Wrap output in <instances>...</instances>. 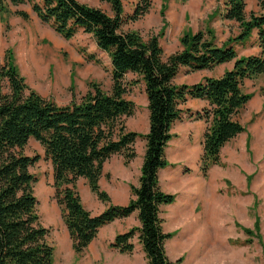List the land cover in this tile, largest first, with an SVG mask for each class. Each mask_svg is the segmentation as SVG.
<instances>
[{
  "label": "trees",
  "instance_id": "1",
  "mask_svg": "<svg viewBox=\"0 0 264 264\" xmlns=\"http://www.w3.org/2000/svg\"><path fill=\"white\" fill-rule=\"evenodd\" d=\"M101 1L110 6L111 14L78 0H0L2 13L7 12L8 3L30 5L41 23L65 40L81 31L91 35L98 50L110 58L113 81L109 92L90 83L80 100L73 93L71 103L60 106L28 86L12 50L4 63L0 61V264H54L55 247L48 242L50 229L41 222L37 180L30 171L40 159L22 153L32 139L42 145L53 165L54 199L78 257L85 255L101 228L138 213L140 227L118 234L110 248L132 255L138 238L147 264H180L181 258L172 262L166 255L165 244L174 233L163 231L160 217L162 206L175 202V195L164 192L159 181V171L173 167L165 158L174 137L170 129L184 117L206 124L199 167L203 177L220 165L224 145L245 131L236 116L252 98L242 92L244 80L264 74V0H256L261 12L248 18L245 0H224L220 17L238 23L239 34L218 46L210 28L184 32L179 39L181 49L165 60L159 45L162 33L145 41L138 31L124 29L148 14L149 0H137L132 14H126L125 0ZM19 15L28 19L25 12ZM254 32L258 54L238 57L235 45L244 46ZM85 57L101 64L95 54ZM229 62L233 67L219 78H205L194 85L173 82L181 69L192 74ZM129 74L136 75L130 85H145L146 135L126 128L125 119L136 111L135 103L126 98ZM188 99L205 101L207 106L193 114L180 108ZM139 139L146 141L139 185L131 186L133 198L128 205H115L100 186L104 165L114 155H122L129 165L137 156ZM80 178L87 179L92 193L106 204L103 213L93 215L84 207L77 190ZM243 231L252 234L249 229Z\"/></svg>",
  "mask_w": 264,
  "mask_h": 264
},
{
  "label": "rangeland",
  "instance_id": "2",
  "mask_svg": "<svg viewBox=\"0 0 264 264\" xmlns=\"http://www.w3.org/2000/svg\"><path fill=\"white\" fill-rule=\"evenodd\" d=\"M78 1L102 6L110 13L100 0ZM149 1L148 14L124 28L138 31L145 41L159 33H162L161 39L168 29L170 32L181 25L187 27L195 23L203 27L201 31L212 30L211 23L219 20L224 10V0ZM126 3L127 8L133 4L130 0ZM245 3L247 14L259 13L256 0H245ZM19 12L27 13L28 19L21 17ZM228 28L231 35L224 37ZM221 31L215 42L222 46L235 35L236 25L221 26ZM184 32L187 31L182 34ZM248 43L246 41L245 45ZM9 50L13 51L28 86L60 106L70 104L73 93L80 100L89 91L90 83L98 84L107 92L113 86L110 58L98 50L91 35L81 31L73 39L65 40L50 26L41 23L28 4L13 6L8 3L7 12L0 11L2 63ZM239 52L242 54L238 57H246L257 55L259 50L252 43ZM85 54H95L101 64L89 62ZM61 67L62 76L57 79ZM135 78L134 74L126 76L128 94L134 87H142L141 84L130 85ZM175 81L192 84L195 79L177 77ZM242 92L252 95L236 116L245 131L222 148L220 165L212 167L206 177L199 172L202 134L206 130L203 121L188 119L192 120L189 133H181V126L174 128L177 134L165 149V158L173 165L169 168L180 174V177L169 179L170 182L176 179L175 184H168L164 172L160 180L161 189L175 195L172 205L162 206L160 216L163 231L174 233L165 244L166 255L172 262L181 258L180 264H264V74L244 80ZM22 153L40 159L30 171L37 180L35 195L39 200L41 222L50 229L48 242L55 247L54 264H147L146 257L140 261L137 253L131 261L112 258L104 262L98 254L102 250L94 247L78 257L54 199L55 192L52 194L54 169L51 161L46 159L42 145L34 139ZM184 153H188L187 156ZM80 192L84 194L82 189ZM244 228L251 230V236L244 233ZM179 245H183V250L176 252ZM142 253L145 254L143 249L139 254Z\"/></svg>",
  "mask_w": 264,
  "mask_h": 264
},
{
  "label": "crops",
  "instance_id": "3",
  "mask_svg": "<svg viewBox=\"0 0 264 264\" xmlns=\"http://www.w3.org/2000/svg\"><path fill=\"white\" fill-rule=\"evenodd\" d=\"M126 1L127 0L124 1L125 12H126V14H132L137 1L136 0H130L131 2H133V4H131V7L129 6L128 8H127ZM100 2L102 4H104L105 6H107V8L110 10V13L109 12L108 13L111 14L110 6L107 3L102 2L101 0H100ZM223 3H224V1H223ZM92 7L100 8V9L104 10V7L99 6V5L98 6H92ZM223 12H224V10L222 11V13ZM244 12H245L246 18H248L250 14H247V8L246 7H245ZM260 12H261V10L259 11V13ZM193 17L197 18L196 15H193ZM232 24L236 25V33L234 36H231L232 38H234L239 34V31H240L239 24L234 22V21L226 20L222 17H219V20H217L216 22H212L210 27L214 31L215 37L219 38L222 34L221 26L226 28L227 25L230 26ZM185 26L186 25H181L180 28H178V29L174 28V30H171L170 32H169V29L166 28V29H168L166 31V35L163 36L161 39H159V45H160L162 52H163L162 58L164 60L169 55L180 50L179 38H180V36L184 30H186L189 33L195 34L196 32L201 31L203 29V27H200L195 23H194V25L188 24L187 27H185ZM128 31H136V30H128ZM229 35H231V34L229 33V28H228L225 32L224 37L229 36ZM255 40H256V32L253 33V36L250 39L248 44L249 45L252 44ZM248 44H246L244 46L235 45L234 48H235L238 56H240L242 54L239 51H244ZM218 46H221V45H218ZM232 67H233V62H229V63L222 64L220 66H217L213 70H210V71L209 70H203V71H199V72L192 73V74H186L185 69H181L180 73L177 76L178 79L179 78H185L188 76H192V77H194L195 82L192 84H187L183 81H180L177 83L175 81L177 77L173 80V82L176 85H182V84L194 85V84H197V83L203 81L205 78H219L226 71L230 70ZM62 69L63 68L61 67L59 70L57 79H59L62 76V73H61L63 71ZM111 69H112V67H110V73H111ZM217 71L220 74L213 76L214 75L213 73L217 72ZM140 84L142 87H134L133 92L126 95L127 100H131L135 103L136 111L132 117L125 119V124H126L127 131L146 135V134H148V128H149L148 98H147V95L145 92L144 83H140ZM206 106H207V103L205 101L198 100V99H188L180 108L185 109V110H189V111H191V113L196 114L198 112H201L204 108H206ZM188 119L194 120V118L184 117L183 120H181L180 122H176L172 125V127L170 129V133L172 135H176L177 133L174 131V128H176L177 126L182 127V130H179V131H181V133L182 132H184V133L188 132L189 133L191 131V128H192V123H191L192 120H188ZM195 121L201 122V120H195ZM184 125H185V127H183ZM202 139H203V136H202ZM234 139H232V140H234ZM231 141H229V142H231ZM228 143H226V144H228ZM166 149H167V147H166ZM135 150H136L137 156L129 165L125 164V159L122 155L112 156V158L109 159L104 165L103 175L100 179V186L104 191H106L109 194V196L111 198V202L115 205H121V206L128 205L133 198L132 192H131V186L132 185H134V186L139 185V181H140V178L142 175L141 169H142V166L144 163V157L146 154V141L143 139L137 140V142L135 144ZM184 154H186V153H184ZM187 154L185 156H187ZM161 172L162 173L164 172V175H165L166 179H168V180L170 178L180 177V174L175 173L171 168L167 167V168L159 171V181L161 180ZM199 172H200V170H199ZM181 178H182V176H181ZM173 180H174L173 181L174 183L170 182V180H169V181H167L168 184H169V182H170V184H175L176 179H173ZM182 182H184V181H182ZM184 185H185V183H184ZM80 189H82L84 194H82L80 192ZM77 190L79 191V193L81 195V199H82V203H83L84 207L88 211H90L93 215H99L105 211L106 204L101 202L97 198V196L92 193L87 179L80 178L77 181ZM54 192H55V188L52 190V194ZM160 216H161V214H160ZM140 225L141 224H140V221L138 219V213H134L133 215H131L130 217L125 218V219L116 220L115 222H113V223H111V224L100 229L97 238L93 241V243L90 245L88 250L92 249V247L97 248L98 250H102V252L98 253V254H99V257L101 258V260H103L104 262H105V260H106V262H108L112 258H120V259H124L127 261H131L130 259H132L136 253H137L136 255H139L138 259L141 261V259H143L145 254H143V253H142V255L139 254L140 250H142V249H140L138 238L134 239L135 251L132 255L121 254L117 250L110 248V244L115 240V238L118 234L127 233L128 231H130L134 227H140Z\"/></svg>",
  "mask_w": 264,
  "mask_h": 264
},
{
  "label": "bare ground",
  "instance_id": "4",
  "mask_svg": "<svg viewBox=\"0 0 264 264\" xmlns=\"http://www.w3.org/2000/svg\"><path fill=\"white\" fill-rule=\"evenodd\" d=\"M176 221H178L177 219H176ZM183 245H179V246H176V252H179V251H181V250H183V247H182Z\"/></svg>",
  "mask_w": 264,
  "mask_h": 264
}]
</instances>
